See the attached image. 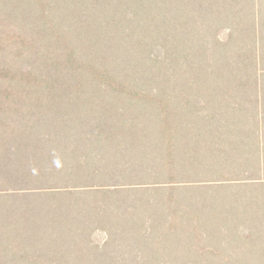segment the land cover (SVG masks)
<instances>
[{
    "label": "trees",
    "instance_id": "trees-1",
    "mask_svg": "<svg viewBox=\"0 0 264 264\" xmlns=\"http://www.w3.org/2000/svg\"><path fill=\"white\" fill-rule=\"evenodd\" d=\"M0 264H264V0H0Z\"/></svg>",
    "mask_w": 264,
    "mask_h": 264
}]
</instances>
